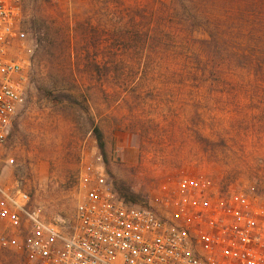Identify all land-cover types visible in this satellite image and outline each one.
<instances>
[{"label": "rangeland", "instance_id": "rangeland-1", "mask_svg": "<svg viewBox=\"0 0 264 264\" xmlns=\"http://www.w3.org/2000/svg\"><path fill=\"white\" fill-rule=\"evenodd\" d=\"M23 26L10 54L30 58L31 84L2 185L68 222L101 155L138 203L203 176L264 211V0H27ZM24 261L23 231L0 219V264Z\"/></svg>", "mask_w": 264, "mask_h": 264}, {"label": "built area", "instance_id": "built-area-1", "mask_svg": "<svg viewBox=\"0 0 264 264\" xmlns=\"http://www.w3.org/2000/svg\"><path fill=\"white\" fill-rule=\"evenodd\" d=\"M26 1L0 0V175L15 161L5 153L31 84L30 58L10 54L28 38ZM96 159L68 222L47 219L28 191L0 182V219L23 231L24 264H264V211L246 193L183 176L159 207L127 202Z\"/></svg>", "mask_w": 264, "mask_h": 264}, {"label": "trees", "instance_id": "trees-1", "mask_svg": "<svg viewBox=\"0 0 264 264\" xmlns=\"http://www.w3.org/2000/svg\"><path fill=\"white\" fill-rule=\"evenodd\" d=\"M133 21V19H132ZM214 37L212 38H203L202 42L206 45V47H212V46H217V43H218V40H217V43H215L216 39H213ZM212 43H214V45H212ZM240 56H245V57H248L250 56V53L248 52H245V51H241L239 53ZM256 65V64H255ZM262 63H259V66H261ZM256 68V67H255ZM254 68V69H255ZM66 96H68V99H70L71 101H74L80 105H83L84 108L89 112V107L86 105V104H83L77 97H75V95H72L70 93H66ZM92 120V128H93V133L95 135V137L97 138V141H98V144H99V147L100 149L105 152V146H106V143H105V135H104V131L102 130L101 126L96 123L95 119L94 118H91ZM114 185V188L116 189V191L119 193V195L127 202H132V203H138L135 198V196L133 197L128 191L129 189L126 188V186H121V185H118L117 183H113ZM141 204V203H140ZM148 205V204H147ZM149 206H153V205H149Z\"/></svg>", "mask_w": 264, "mask_h": 264}]
</instances>
